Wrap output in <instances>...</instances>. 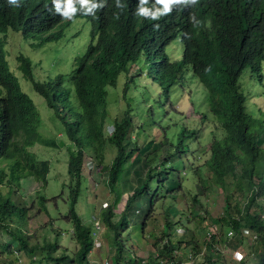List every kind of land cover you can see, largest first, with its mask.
<instances>
[{"label":"trees","instance_id":"1","mask_svg":"<svg viewBox=\"0 0 264 264\" xmlns=\"http://www.w3.org/2000/svg\"><path fill=\"white\" fill-rule=\"evenodd\" d=\"M95 2L104 3L105 6L94 14L84 15V9L77 0H73V6L77 9L73 18H84L90 29L83 54L72 59L70 88L63 85L61 75L46 81L35 80L28 58L14 49L17 43L15 33L40 46L57 41L61 37V22L70 19L56 13L52 0H20V7L10 5L8 0H0V185L7 187L6 194H0V229L15 242L13 250L28 256L36 253L52 264H89L87 256L102 222L111 233L112 264H157L158 259L169 264H181V255L174 254L179 247L190 246V255L201 251L193 238L182 244L171 240L166 213L161 230L152 242V247L156 249L155 256L143 259L133 256L130 251L124 255L122 231L127 227L129 212L134 210L142 196L146 198L145 213L137 223L140 234L153 213L149 196L152 187L148 183L158 175L156 187L164 189L165 196L170 198H173L172 195L166 192L182 188L178 177L177 181L169 180L166 176L165 181H159L160 176H164L161 172H166L168 147L170 153L180 160L188 150L189 137L195 140L196 135L192 130L181 125L174 133V143L166 137V130L160 129L159 146L143 156L146 168L142 182L125 195L116 220L112 219L115 214L112 202L100 207L96 216L98 228L93 227V221L92 227L83 224L75 209L82 183H91L81 173L84 162L90 156L101 163L106 143L113 146V159L100 169L106 172V186L114 191L122 165L135 150L134 145L128 148L131 140L127 138L134 117L131 107L133 98L127 92L135 87V79L143 77L155 83L159 97L170 107L167 112L172 113L170 88L175 84L182 90L186 83L185 74L189 72L203 92L205 111L199 114V119L213 122L215 126L210 131L207 157L202 164H188L187 158H181L182 170L186 172V165L193 167L191 176L200 184L202 195L206 194L208 184L221 193V212L210 219L219 228L223 227L225 234L227 231L232 234L220 243L227 247L231 245L232 251L242 250L240 229L256 232L259 235L256 243L259 248L256 245L252 247V251L257 252L253 259L256 260L255 264H264V212L257 202L264 196V114L253 116L246 111L245 95L238 83L245 67L260 80V62L264 58V0H198L197 4L173 5L171 12L157 20L136 15L141 6L140 0H120L123 8L117 7L116 0ZM143 7L155 12L163 6L157 4L156 0H147ZM193 16L201 23L194 24ZM174 38L181 45L178 62H171L164 53V47ZM6 40L12 48V58L5 56ZM140 56L146 61V69L136 67ZM16 72L30 82L32 89L48 107L56 108L71 144L66 160L67 183L62 185L66 190L67 210L59 215L70 225V241L76 246L71 252L49 240H43L41 244L28 243L23 222L27 220L25 214L32 203L20 206L8 197L19 186V181L28 176L38 181L40 188L43 187L49 171L47 160H37L27 151L38 139L40 118L32 100L20 89ZM122 72L126 78L121 91L125 109L120 119H112L108 117L107 91L115 86ZM72 92L77 106L70 98ZM146 116L152 126H160L154 123L152 112L151 116ZM105 125L112 126L109 134ZM163 152L165 155L160 158ZM172 170L173 166L169 171L172 178L178 176ZM38 199L43 203L47 201L44 196H38ZM192 202L198 205L201 200L193 195ZM15 218L20 222H16ZM218 240L212 235L204 241V253L198 264H218L219 251L215 247ZM2 247L4 251L11 252L10 244ZM57 249L61 251L56 253Z\"/></svg>","mask_w":264,"mask_h":264},{"label":"rangeland","instance_id":"2","mask_svg":"<svg viewBox=\"0 0 264 264\" xmlns=\"http://www.w3.org/2000/svg\"><path fill=\"white\" fill-rule=\"evenodd\" d=\"M61 24V37L57 41L46 42L40 46H36L31 39H23L19 33H15L17 43L14 49L28 58L31 63V73L35 80L46 81L55 75H61L63 85L71 88L69 73L72 59L83 54L89 40L90 28L89 24L81 17L63 21ZM180 51L181 45L177 38L172 39L164 47V53L171 62L179 61ZM4 52L7 58L13 57L12 48L8 46V40L5 41ZM13 63H15L14 60ZM136 67L146 69V61L142 56L136 61ZM259 74L260 80L252 76L248 68L245 67L238 78V83L245 95L246 111L253 116H259L260 113L264 114V58L260 62ZM15 75L20 89L32 100L40 118L38 139L32 146L27 148V151L34 155L37 160H47L49 171L43 187L40 188V183L28 176L19 181V186L9 193L8 197L20 206H29L32 203L31 209L25 214L27 220L23 222L28 243L41 244L43 240H49L52 243H60L62 248L71 252L75 250L76 246L70 243V225L66 220L59 217V215L65 214L67 210L66 190L62 185L67 183L66 160L71 144L65 135L64 125L56 108L48 107L43 98L32 89L28 80L19 77L17 72ZM125 79V74L120 73L115 86L108 88L107 110L109 118L120 119L122 111L125 109L124 99L121 95ZM185 79L186 83L182 90L175 84L170 88L169 102L173 108L172 113L167 112L170 107L159 97V89L155 83H150L143 77L135 79V87H131L127 92L133 98L131 107L134 113L133 126L127 136L131 140L128 148L134 145L135 150L130 154L126 163L122 165L123 168L118 176L114 191L109 190L106 186V172L100 169V166L113 159L115 151L112 145L106 143L101 163L92 160L91 156V160L87 159L84 162L81 173L88 180H91V183L87 181L82 183L81 194L78 196L75 206L83 224L92 227V221L96 220L100 207L103 208L111 202L114 203L115 213L112 219L116 220L118 218L125 195L135 190L142 182L146 168L143 156L159 146L157 142L161 139V128L166 130V137L172 143L176 138L175 131L181 126L187 130H192L196 135L195 140L189 137L188 150L181 155L182 159L187 158L188 164L200 165L207 157L206 146L210 141V131L215 125L213 122L199 119V114H203L205 111L202 89L195 82L191 73L187 72ZM70 98L73 101V92L70 94ZM73 104L77 106L75 101H73ZM151 112L154 123L160 126H152L149 123V117L146 114L151 116ZM175 123L176 125H174ZM105 126L108 133L110 125ZM204 147L206 148L204 149ZM170 151L168 147L169 156L166 164L167 168H165L166 172L159 171L164 175L163 177L160 176L159 181H165L166 177L169 180L177 181L178 177L182 183V188L177 191L166 192V194L172 195L173 198H170L165 196L164 189L156 187V177L158 175L154 177L153 182L148 183L152 187L149 196L152 201L153 213L146 221V225L140 234V227L137 223L145 213L146 198L142 196L139 203L135 204L134 210L132 208L133 211L129 212L127 227L122 231V237L125 241L124 255H127L130 251L133 256L143 259L150 255L155 256L156 249L152 247V242L161 230L164 215L168 213L169 233L173 242L178 241L182 244L193 238L200 248H203L204 241H206L204 234L211 229L216 239H219L215 247L217 251L218 249L222 251H219L218 264H255L256 260L253 258L257 252H253L252 256H249L248 251H252V247L256 244L249 245L243 240L242 250L240 251L244 254V258L241 262H237L231 257L232 250L230 248H233L231 245H228V248L226 245L221 244L225 239L226 230L223 227L219 228L215 223L213 224L210 219L217 217L221 212L223 205L221 193L208 184L209 188L206 190V194L202 195L200 184H197L191 176L193 167L186 165L184 166L186 172H183L182 163H180L182 159L178 160L177 156L170 153ZM164 155L165 152L160 155V158ZM172 166L174 169L172 171L178 174L173 178L169 173ZM230 188L229 192H231ZM6 191L7 187L0 185V194L5 195ZM60 192H62V195ZM154 192H156L155 195ZM193 195L198 196L201 200V206L200 204L193 205ZM38 196H44L47 201L41 202ZM257 202L262 208V212H264V196L260 197ZM205 210L208 211L207 214ZM202 218H204L203 221L198 222ZM15 221L20 222L18 218H15ZM99 227L100 231L95 235L94 246L88 254L89 257L87 256V258L94 259L96 262H100L104 257L113 254L110 245L111 233L107 228H104L102 222H100ZM219 233L221 234L219 235ZM4 240L10 246L15 244L0 229V241ZM159 243L161 244V241ZM231 243H233V240H231ZM258 248L259 246H257ZM60 251L57 249L56 253ZM159 252L160 250L157 251L158 254H160ZM175 253L181 255L183 261L187 255H190V246H181L174 251ZM195 258L194 264H198L202 256L197 255Z\"/></svg>","mask_w":264,"mask_h":264},{"label":"clouds","instance_id":"3","mask_svg":"<svg viewBox=\"0 0 264 264\" xmlns=\"http://www.w3.org/2000/svg\"><path fill=\"white\" fill-rule=\"evenodd\" d=\"M78 4L82 9H84V15L94 14L96 10L103 8L104 3L97 4L95 0H77ZM8 3L15 7H20V0H8ZM56 13L60 14L65 19H73L77 13L76 7L73 6V0H52ZM147 3V0H140L141 6L138 8L136 15L140 17H151L152 20H157L161 16L171 12L173 5L177 4H197L198 0H156V3L162 5V9H157L155 12L150 11L147 7H143ZM116 5L118 8H123L124 6L120 3V0H116ZM118 18V17H117ZM84 19V18H83ZM192 22L196 25L200 24L193 16ZM85 20V19H84ZM106 127V126H105ZM112 131V126L110 125V131ZM107 132V131H106Z\"/></svg>","mask_w":264,"mask_h":264},{"label":"built area","instance_id":"4","mask_svg":"<svg viewBox=\"0 0 264 264\" xmlns=\"http://www.w3.org/2000/svg\"><path fill=\"white\" fill-rule=\"evenodd\" d=\"M98 224H99L98 220H93V227L98 228ZM231 234H232L231 231H227L225 234V238L226 239L229 238L231 236ZM95 235H96V233H95ZM95 235H94V237H95ZM212 235H214V234L212 233L211 229L206 231L204 234L205 240L207 241L210 237H212ZM240 235L243 237V240L249 245L250 244H256L258 242V239H259V237H258L259 235L256 232H251L247 228L240 229ZM94 240H95V238H94ZM202 249L203 248H201V251L198 252L197 254L191 255V257H190V255H187L186 259L183 260L181 262V264H194L196 261L195 257L197 255L202 256L203 250H204V249L203 250ZM218 251L222 252L219 249H218ZM248 252H249V256H252L253 251H248ZM231 257L235 261L241 262L244 258V254L240 250L235 249L234 251H232ZM110 259H111L110 256L104 257L98 264H112ZM157 264H169V263L165 260L158 259Z\"/></svg>","mask_w":264,"mask_h":264},{"label":"crops","instance_id":"5","mask_svg":"<svg viewBox=\"0 0 264 264\" xmlns=\"http://www.w3.org/2000/svg\"><path fill=\"white\" fill-rule=\"evenodd\" d=\"M4 233V232H3ZM4 235L9 238L5 233ZM10 239V238H9ZM70 243H73L70 241ZM8 244L7 241H0V264H52L49 261L42 259V257L38 254H32L31 256L26 255L25 253L13 250V246L11 244L9 251H4V247L2 245ZM60 245V243H58ZM61 246V245H60ZM92 250V249H91ZM89 257V255H88ZM89 264H98L94 259L88 258Z\"/></svg>","mask_w":264,"mask_h":264}]
</instances>
